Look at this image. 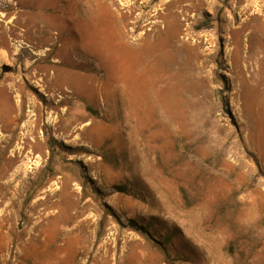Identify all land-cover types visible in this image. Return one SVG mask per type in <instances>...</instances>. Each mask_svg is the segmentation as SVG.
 <instances>
[{
  "label": "rangeland",
  "instance_id": "1",
  "mask_svg": "<svg viewBox=\"0 0 264 264\" xmlns=\"http://www.w3.org/2000/svg\"><path fill=\"white\" fill-rule=\"evenodd\" d=\"M1 1L0 264H264V0Z\"/></svg>",
  "mask_w": 264,
  "mask_h": 264
},
{
  "label": "bare ground",
  "instance_id": "2",
  "mask_svg": "<svg viewBox=\"0 0 264 264\" xmlns=\"http://www.w3.org/2000/svg\"><path fill=\"white\" fill-rule=\"evenodd\" d=\"M33 4L35 3V2H38V1H42V0H30ZM75 1V2H74ZM94 1V0H93ZM0 2L1 3H7V2H3V1H1L0 0ZM61 2V0H51L50 1V3L52 4V6H49V8H46V12H50V14L49 15H46L47 17H45L44 16V18L42 19V20H40L39 21V19L37 18V16L39 15L38 13L36 14V15H32L28 20H29V23L31 24V28H34V31H32V35H29V36H32V38L33 37H35V35L37 34V39H39L40 40V42H48V41H52L53 42V44H55V42L56 41H58L59 39H60V37H61V33H60V31H55L54 33H52L51 32V30H55V28H56V26L57 25H55V23H54V20L58 17V9H57V7H58V4ZM79 2H80V0H73L72 1V5H71V7L69 8V12H68V15H69V22H67V21H65L67 24L69 23V24H72V26L74 25H76L77 24V21L78 20H84V19H87V16L86 15H88V13L90 14V15H92L93 13H92V11L94 10V8H95V3H96V1H94L93 3H92V0H82L81 2L83 3L82 4V9L81 10H78L77 9V11H75V9L73 8V6H74V4H76V5H78L79 4ZM9 6V5H8ZM76 7H78V6H76ZM99 7V6H98ZM104 9H105V7H104ZM53 11V12H52ZM88 12V13H87ZM21 13L22 12H17V14H16V16H15V18L11 21V24L9 25V33H11L12 32V30L13 29H15L16 27H18L20 24H21V19H20V16H21ZM96 14V13H95ZM97 16V15H96ZM105 16V15H104ZM254 17V16H253ZM94 18V17H93ZM97 19V18H96ZM85 21V20H84ZM104 21V20H103ZM105 21H106V19H105ZM27 22V20H25L24 21V24ZM92 22V21H91ZM1 22H0V28H1ZM73 26V27H74ZM72 27V28H73ZM77 28V27H76ZM14 31V30H13ZM72 31V30H71ZM74 31H75V29H74ZM7 32V31H6ZM15 32V31H14ZM22 33H23V31H22ZM73 33H76V32H73ZM26 34V33H25ZM25 34H23V35H25ZM70 34V33H69ZM72 34V33H71ZM77 34V33H76ZM29 36H27V38H29ZM72 36V35H71ZM253 36V35H252ZM74 37H75V34H74ZM81 37H83V35H81ZM21 38V37H20ZM24 38V37H23ZM22 38V39H23ZM25 39H26V37H25ZM39 43V42H38ZM12 75V74H11ZM10 79V78H9ZM4 80V79H3ZM11 80V79H10ZM4 82V81H3ZM3 85V84H2ZM4 86V85H3ZM9 87V86H8ZM10 87H11V85H10ZM1 88H3L2 86H1ZM4 89V88H3ZM9 89H11V88H9ZM5 90L7 91V89L5 88ZM1 92H2V90H1ZM1 92H0V96H1ZM14 92V91H13ZM4 93V92H3ZM5 95V94H4ZM10 95V94H9ZM3 97V96H2ZM5 98V97H4ZM8 98V97H7ZM6 98V99H7ZM9 99V98H8ZM5 100V99H4ZM10 102V101H9ZM18 102V101H17ZM13 103V102H12ZM11 104V103H10ZM13 105V104H12ZM12 105H9V106H12ZM14 106V105H13ZM13 106H12V108H13ZM4 107V106H3ZM0 118H2V119H4V120H2V121H7L8 122V118H9V114L11 113V111L7 108V107H5L4 109H2L1 107H0ZM15 109V108H14ZM13 109V110H14ZM9 111H10V113H9ZM2 123V122H1ZM4 125V124H3ZM8 125H10V122L8 123ZM1 127V126H0ZM11 127V126H10ZM9 127V128H10ZM4 128V127H3ZM1 130V129H0ZM5 130H7V129H5ZM13 130V129H12ZM33 144H35V145H37L36 144V142H34ZM34 146V145H33ZM37 147V146H36ZM36 147H34V148H36ZM39 147V146H38ZM34 150V149H33ZM58 192V191H57ZM55 194H57V193H55ZM58 195H59V192H58ZM60 202V201H59ZM54 203V202H53ZM57 204H59L58 202H57ZM46 205V204H45ZM50 205H52V204H50ZM54 205L56 206V204L54 203L53 204V208H54ZM58 207H61V209H63L62 208V206H58ZM48 208V207H47ZM59 209V208H58ZM66 209H68V208H66ZM68 214V213H67ZM73 214V213H72ZM71 214V217L72 216H74L75 214H73L72 215ZM60 216L59 217V220L63 223V217L61 216V212H60V209L59 210H57V212L56 213H54L53 214V217L55 218V217H57V216ZM65 215V214H64ZM47 216H49V215H47ZM52 217V216H51ZM46 218V217H45ZM53 219V218H52ZM73 219V218H72ZM50 220V219H49ZM68 220V219H67ZM60 222V223H61ZM59 223V224H60ZM78 223V222H77ZM62 225V224H61ZM77 229V226H75V228H73V229H71V230H69L70 232H73L74 230H76ZM65 232H66V230H65ZM65 234V233H64ZM52 240H54V239H52Z\"/></svg>",
  "mask_w": 264,
  "mask_h": 264
},
{
  "label": "trees",
  "instance_id": "3",
  "mask_svg": "<svg viewBox=\"0 0 264 264\" xmlns=\"http://www.w3.org/2000/svg\"><path fill=\"white\" fill-rule=\"evenodd\" d=\"M129 227L136 231V232H141V233H144L145 235H147L149 237V234L147 232V230L142 227V226H139L136 222H134L133 220L129 221ZM152 241H154L152 238H150ZM156 244H158L159 246H164V242H160V241H154Z\"/></svg>",
  "mask_w": 264,
  "mask_h": 264
}]
</instances>
